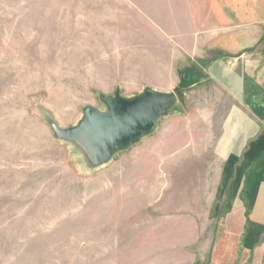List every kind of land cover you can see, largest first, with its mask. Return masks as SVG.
I'll use <instances>...</instances> for the list:
<instances>
[{
    "label": "rangeland",
    "instance_id": "1",
    "mask_svg": "<svg viewBox=\"0 0 264 264\" xmlns=\"http://www.w3.org/2000/svg\"><path fill=\"white\" fill-rule=\"evenodd\" d=\"M260 85L264 0H0V264H264ZM146 91L105 163L57 136Z\"/></svg>",
    "mask_w": 264,
    "mask_h": 264
},
{
    "label": "water",
    "instance_id": "2",
    "mask_svg": "<svg viewBox=\"0 0 264 264\" xmlns=\"http://www.w3.org/2000/svg\"><path fill=\"white\" fill-rule=\"evenodd\" d=\"M172 97V94L146 91L132 99H109L107 112L89 109L85 120L77 127L58 131L57 136L77 142L89 156L92 166L100 165L112 153L149 134Z\"/></svg>",
    "mask_w": 264,
    "mask_h": 264
},
{
    "label": "crops",
    "instance_id": "3",
    "mask_svg": "<svg viewBox=\"0 0 264 264\" xmlns=\"http://www.w3.org/2000/svg\"><path fill=\"white\" fill-rule=\"evenodd\" d=\"M261 86V88H263L264 89V86L262 87V85H260ZM264 143V142H263ZM264 150V148H260V150H257L256 152H253V157L252 158H246V160L247 159H249V160H254V159H256V158H258L259 157V155H260V153H261V151H263ZM255 151V150H254ZM255 174H256V176H264V156L262 157V159L260 160V161H258V163H257V165H256V172H255ZM256 187H258L256 190H257V192L258 191H262L263 189H264V180H259L258 182H256ZM254 222H258V224L260 225V223H261V220H259V221H253V223ZM254 225V224H253ZM259 228H261L260 226H259Z\"/></svg>",
    "mask_w": 264,
    "mask_h": 264
}]
</instances>
